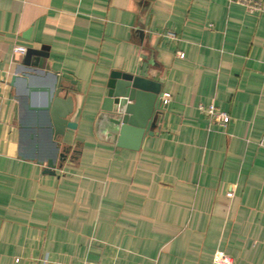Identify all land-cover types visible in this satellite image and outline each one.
I'll list each match as a JSON object with an SVG mask.
<instances>
[{
  "label": "crops",
  "instance_id": "1",
  "mask_svg": "<svg viewBox=\"0 0 264 264\" xmlns=\"http://www.w3.org/2000/svg\"><path fill=\"white\" fill-rule=\"evenodd\" d=\"M17 44L47 46L35 73L74 99L55 168L22 157L53 148L35 125L22 138ZM113 72L169 94L137 149L96 129ZM212 103L226 127L199 108ZM0 264H264V13L230 0H0Z\"/></svg>",
  "mask_w": 264,
  "mask_h": 264
},
{
  "label": "water",
  "instance_id": "2",
  "mask_svg": "<svg viewBox=\"0 0 264 264\" xmlns=\"http://www.w3.org/2000/svg\"><path fill=\"white\" fill-rule=\"evenodd\" d=\"M46 50L47 46L39 50L27 49L24 61L26 70L13 74L11 84L20 86L24 91L22 104L27 110V118L21 124L22 138H28L29 131L35 130V125L44 130L53 148L46 157H39L34 150L27 151L22 157L37 159L41 164L46 162V168L51 169L63 161L66 154L65 150H61L57 137L63 136L67 129L77 128L78 123L70 118L74 111L73 97L61 95V79L56 76L48 79L49 75L35 73L43 66L42 62L37 61V56H47ZM162 97L160 83L139 75L113 72L96 122L98 134L104 122H107L108 140L112 138L120 147L139 148L146 135L154 133L158 115L163 113L166 106ZM29 137L34 138V133ZM38 146L36 141L34 147Z\"/></svg>",
  "mask_w": 264,
  "mask_h": 264
},
{
  "label": "built area",
  "instance_id": "3",
  "mask_svg": "<svg viewBox=\"0 0 264 264\" xmlns=\"http://www.w3.org/2000/svg\"><path fill=\"white\" fill-rule=\"evenodd\" d=\"M231 2L238 3L247 8L251 13H264V0H230ZM173 35V34H172ZM174 36V35H173ZM27 52V47L25 45L17 44L13 48V53H22ZM163 104H168L169 94L165 93L163 95ZM200 110L210 119L211 122H216L223 127H226L230 121V115L219 109L215 104L209 105H200ZM216 260L219 262H226L227 257L223 254H218Z\"/></svg>",
  "mask_w": 264,
  "mask_h": 264
}]
</instances>
